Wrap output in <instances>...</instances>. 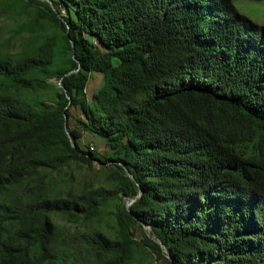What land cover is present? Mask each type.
I'll return each instance as SVG.
<instances>
[{"label":"trees","instance_id":"1","mask_svg":"<svg viewBox=\"0 0 264 264\" xmlns=\"http://www.w3.org/2000/svg\"><path fill=\"white\" fill-rule=\"evenodd\" d=\"M235 1L6 3L23 39L0 48V264H141L149 246L264 264V25ZM94 160L104 181L70 185Z\"/></svg>","mask_w":264,"mask_h":264},{"label":"rangeland","instance_id":"2","mask_svg":"<svg viewBox=\"0 0 264 264\" xmlns=\"http://www.w3.org/2000/svg\"><path fill=\"white\" fill-rule=\"evenodd\" d=\"M5 1V0H4ZM4 1L0 0V48L8 49L10 51H15L22 39L23 36L13 35V29L17 26L20 19L18 16L11 15V11L6 5L9 0ZM238 10L247 15L253 21L264 25V1L261 2H252L249 0H236L235 1ZM102 80V75L100 73H92L91 79L88 85V91L94 89ZM51 82L57 84L58 86H62V82L59 78L50 79ZM74 115H80L81 111L79 108H72ZM86 135L80 139L81 145L83 149H87V146H90V149L95 150L98 154H103L108 150V146L103 142L104 140L101 137H93L90 134L85 133ZM65 170H69L73 173V180L69 181V184L73 185L77 189H81L84 186H89L97 182L104 181L105 174L109 170L112 169L110 164L108 166L101 163L100 160H94L92 165L88 163H76L72 162L70 165L64 167ZM53 175L59 177L60 175L64 178L67 177L65 173H61L60 171H53ZM69 185V186H70ZM129 205H131L135 199H127L126 200ZM53 220L57 222L59 225L70 229L71 231H75L78 229H84L86 225L91 224L89 221H83L82 223H75L67 220L62 217L60 214H52ZM111 225H114V221L112 217L109 219ZM100 223V222H99ZM98 223V224H99ZM145 229L148 233L152 234V229L149 225H144ZM103 230L107 231V233L113 234L111 229L108 226H104ZM142 235H140L141 237ZM149 251L144 254L141 258V264H167L165 259H161L157 251L149 246Z\"/></svg>","mask_w":264,"mask_h":264},{"label":"water","instance_id":"3","mask_svg":"<svg viewBox=\"0 0 264 264\" xmlns=\"http://www.w3.org/2000/svg\"><path fill=\"white\" fill-rule=\"evenodd\" d=\"M164 247H166V245H164Z\"/></svg>","mask_w":264,"mask_h":264}]
</instances>
